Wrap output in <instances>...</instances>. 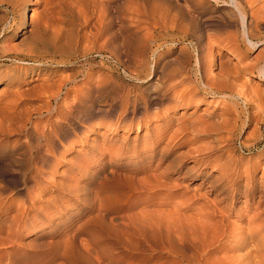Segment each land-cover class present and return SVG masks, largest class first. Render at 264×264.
Instances as JSON below:
<instances>
[{"label": "rangeland", "instance_id": "obj_1", "mask_svg": "<svg viewBox=\"0 0 264 264\" xmlns=\"http://www.w3.org/2000/svg\"><path fill=\"white\" fill-rule=\"evenodd\" d=\"M84 2L89 19L74 21L80 28L74 59L43 62L39 74L35 70L0 99V264H197L198 249L186 245L190 248L179 255L175 235L144 229L146 219L175 215L179 205L183 217L204 218L206 213L240 231L260 227L264 238V78L238 69L253 61L262 46L245 52L237 41L223 38L228 29L240 28L222 25L228 7L213 0H114L109 14L105 0L95 9ZM57 9L55 27L60 17L72 19ZM41 12L40 2L28 3L26 22ZM2 27L0 46H21V30L12 35ZM234 44L242 57L231 51ZM177 56L183 62L178 66L173 62ZM195 57L212 76L227 67L237 70L235 87L245 92L249 113L241 127H221L233 117L217 98L176 106L167 101L160 70L179 68L182 77L191 79ZM1 62L2 67L15 64ZM85 69L89 77L78 76L58 97L55 89L39 88ZM175 77L169 83L177 87L181 76ZM160 94L157 105L166 111L155 117L153 103ZM44 99L61 112L47 114ZM72 109L77 113L67 119L65 112ZM196 118L213 127L193 125ZM53 123L64 129L51 145L46 138L55 130ZM32 144L41 149L38 158L30 154ZM159 174L162 184L154 180ZM140 221L143 227L136 229ZM234 239L236 247L242 238Z\"/></svg>", "mask_w": 264, "mask_h": 264}, {"label": "bare ground", "instance_id": "obj_2", "mask_svg": "<svg viewBox=\"0 0 264 264\" xmlns=\"http://www.w3.org/2000/svg\"><path fill=\"white\" fill-rule=\"evenodd\" d=\"M52 1L54 2V0H49V1H47V0H0V5L3 7V11H5V14H6V16L4 15L6 18L4 16L0 17V25L3 26L2 29H4V26H6V27L10 28V32L12 35L17 33V30H21V33L23 34L21 46L16 45V46L11 47V48L0 46V84L2 83V85L0 87L1 88L0 89V99L1 100L4 99L3 97L6 94H8V93L10 94L12 92V91L11 92L8 91V90H11L9 88H11L12 85H19L20 83H22L23 79L26 76L30 75L35 70H37L36 72L39 74L38 65H40V64L43 65V62L64 61V60H68L69 58L74 59V57H72L71 54H72L74 47H76L75 45H77V42L80 38V34H79L80 28L77 25L79 22H81V21L86 22L87 19H89L88 18L89 15H87V12H88L87 10L90 9V8L88 9L89 4L84 2L85 0H72V1H70V0L69 1H67V0H56L58 2H56L55 5H52ZM86 1H90V3H92L91 5H92L93 9H95L94 6H96V5L99 6V2L101 0H86ZM213 1L217 4H220V5L225 4L228 7V18L224 20V23L222 22L223 23L222 25L225 24L226 26L227 25L231 26L232 24H235L237 27L240 28V32L235 31L234 33H231V31H229V29H228L227 31L230 32L231 34L229 33V35H228L227 34L228 32H227L226 33L227 37H223L225 39L230 38V40H232V43H233V41L235 43H236V41L238 42L239 46L237 44L236 45L234 44V47L232 48V46H231L232 49L230 48L235 56L240 55V57H242L241 56L242 51L240 49H237V46L238 47L241 46L245 50V52H248V51L253 50L259 46H262V50L260 52H258V54L255 56L253 61L245 63L244 65L240 66L238 69L239 70H249V71L253 70L259 76V78H264V31H261L264 28V0H213ZM30 2H34V3L40 2V4H42V12H41L42 14H41V17L36 18V19L31 14L30 18H29L30 19L29 24H28L25 20V8H26V5ZM113 2H114V0H105V7H106V11L108 12V14L112 11V9L114 7ZM201 2H203V1H201ZM100 4H101V2H100ZM102 5H103V3H102ZM57 7L59 9L58 14H62L64 11H68V15L71 16L72 19L71 20L68 19L69 21L66 22V21H64L65 19L63 20V17H60L58 19V21L61 22V24H60V26L55 27V25L58 24V23L55 24V21H57L55 18V12H56L55 8H57ZM58 9H57V11H58ZM98 9H99V7H98ZM54 10H55V12H54ZM85 10H86V12H85ZM94 13H95V11L93 12V14ZM100 13H102V12H100ZM104 13H105V11H104ZM98 15H99V13H98ZM109 16H111V15H109ZM8 17H10V20H8ZM106 19H107V17H106ZM110 20H111V17H110ZM74 21L78 22L77 25H76V22H74ZM27 24L30 26L29 29H26ZM107 24H108V22H107ZM225 25H224V27H226ZM234 27L235 26H233V28ZM98 28L99 27L97 26V29ZM99 29H101V27ZM108 29H109V27H108ZM223 34L225 35V33H223ZM148 37H149V35H148ZM109 39H110V37H109ZM108 41H110V40H108ZM139 45H141V44H139ZM134 50H136V49L134 48ZM133 57H135V56H133ZM4 59L11 60L15 64L11 67H9L8 65L4 66V64H3V67H2L1 61H3ZM212 60H214V59H212ZM180 61H179V58L177 56V58H174L173 62H175V65L178 66ZM241 62H242V60H241ZM184 68H185V66H184ZM227 68H224L222 71H220L219 76H217V77H216V75L212 76L209 73V69L205 68L203 66L202 61H200V58L195 57L193 59V65H192L193 70H192L191 79L189 76H186V75L184 77H182V75L180 73H178L179 68L173 69V68L164 67L162 69V71L159 69L160 70V80L159 81L161 82L162 87H164V89H163V90H165L164 95H165V97H167V101L171 102V103L173 102V106L185 105V104L187 105V103L192 101V100H194V104H196L199 101L204 100L208 96H210L212 98H217V102L221 106L222 110L223 109L226 110V112L229 113V115L231 114L233 117L231 122H229L230 120L225 121V122L222 121L223 122L222 124L220 122L221 127L224 124L225 125L228 124L229 126H225V125L223 126V127H226V130L231 129V128H234L236 130L237 127H241L243 125V123H245V121L249 119V113L246 109L248 99L245 97V95H244L245 92L243 93V89H241L242 91H240L236 88L237 84L235 83V79H236L235 73H237V70L232 71V70H228ZM145 73L147 74V71ZM89 75H90L89 71L85 69V71L71 74L64 79H59L58 81L56 80L55 82L51 81L50 83H47V84L44 83V84L40 85L39 88L55 89L53 91V94H57V97H58L60 95L59 92L61 91V89L62 88H69L68 84H72L73 82H75V80L78 78V76H82L83 78H86V77H89ZM177 75L181 76V79L178 80V83L180 85L178 84L179 86L176 87L175 85L169 83L170 82L169 79H171L173 77L176 79L175 76H177ZM35 78H37V77H35ZM70 88H72V87H70ZM45 90H47V89H45ZM45 90H43V91H45ZM68 93H69V91H66L64 96H67ZM256 95H257V93H256ZM48 97H49V95H48ZM160 97H161V94L158 97L156 96L155 102L153 103L154 106H156L155 107L156 109L153 110V111H155L153 114L155 117L160 116V114L163 111H166L165 107H161L160 105L159 106L157 105ZM238 98L243 101L244 107L238 106V102H237ZM261 98L262 97H259L258 99L261 100ZM148 103H151V102H148ZM43 104L44 103H42V105ZM4 106H5V104H4ZM10 106H12V105H10ZM12 107L15 108V106H12ZM44 107H45L44 111H46L47 114L60 111L58 109L61 108L60 106H57V105L50 106V105H48L47 101H46V105ZM41 108H43V106ZM70 108H71V106H70ZM80 108L81 107L78 105L76 111L79 112ZM10 109H11V107H10ZM13 110L15 111V109H13ZM4 111H5V109H4ZM7 111H9V110H7ZM26 111L27 110H25L24 112H26ZM35 111L37 113L40 110L37 111V109L35 107ZM10 112L12 113V110L9 112H6V113L9 114ZM19 113H20V111H19ZM19 113L16 115L18 116ZM41 113L42 112H39V114H41ZM76 113L77 112H75V109L66 111L65 112L66 118L68 119L69 117L74 116ZM10 116H12V115L10 114ZM19 116H18V118H19ZM21 116H23V115H21ZM22 120H24V119H22ZM206 121L207 120H204L202 118H196L193 121V123H194L193 125H195V126H196V124H199V125L203 124L204 125L205 123H207V125H205V127H206L205 130L206 129L208 130L209 126L213 127V124L211 122H206ZM25 124H26V122H25ZM53 125L55 126V130L53 129L54 132L47 133V138H46V139H48V141L50 140L49 142L52 143L51 145H53L56 137L61 136L62 131L64 129L63 128L64 126L60 125L59 123H53ZM181 127H183V126H181ZM198 127H197V131L202 128L201 127L198 129ZM227 127H228V129H227ZM210 129H211V127H210ZM229 131H231V130H229ZM37 134H35V135H37ZM41 135H43V134H41ZM46 139H45V141H47ZM36 140H37V138H36ZM48 144H50V143H48ZM50 147H52V146H50ZM38 148H39L38 144L37 145L32 144V146L29 150L30 154L37 156V158H38V155L40 154L39 152L41 150V149L39 150ZM31 159H34V158H31ZM224 174L228 175L229 173L224 172ZM154 180H155V183L162 184L160 181V174L154 176ZM252 191L253 190H249L248 192L252 193ZM177 208H174V210H173V211H175V213H174L175 215L160 216V217H158L159 219H157V220H152V218L146 219V223H144V222L141 223L142 218H145V217H141L140 218L141 219L140 224L135 222L136 223V225H135L136 229L137 228L141 229V227H143V223H144V229H150V230H153L154 232H157V233L158 232L163 233V230H165L168 234L175 235L176 236L175 239L177 238V240H175V241H177L178 243L175 242L174 245L179 244V246H178L179 248H178V250H176L179 255H182V251H183L182 249H184V247L188 248L189 246H191V247L195 248L194 251L196 249L199 250V252H198L199 254H197V255L198 256L200 255V259L198 260L197 264H264V238L259 237L260 227H251L245 231H240L239 227L238 226L236 227L233 223L228 222L224 219L214 221L215 219L213 218L214 219L213 220L212 216H210L209 214H206V213L203 216L204 218H201L200 215L183 217L182 213H177L178 212ZM163 218L165 220H162ZM143 221H145V219H143ZM237 230H239V231H237ZM150 232H152V231H150ZM126 233H127V231H126ZM235 237L242 238V239H238V241L239 240L240 241H239V243H236V247L233 245L234 242L237 240V239H234ZM222 240H224V241H222ZM225 242H227V243H225ZM151 245L152 244H150V246ZM186 245H189V246H186ZM243 248H247L248 251L242 255L234 254V253L232 254V252L237 251V250H238V252H239V250L242 251ZM160 249H161V247H160ZM187 250H189V249H187ZM176 251H174V252H176ZM191 251H193V250H191ZM184 256H186V255H184ZM183 259H184V257H183Z\"/></svg>", "mask_w": 264, "mask_h": 264}]
</instances>
